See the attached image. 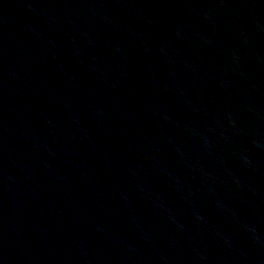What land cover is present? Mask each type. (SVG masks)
<instances>
[{
  "label": "water",
  "instance_id": "obj_1",
  "mask_svg": "<svg viewBox=\"0 0 264 264\" xmlns=\"http://www.w3.org/2000/svg\"><path fill=\"white\" fill-rule=\"evenodd\" d=\"M0 264H264V0H0Z\"/></svg>",
  "mask_w": 264,
  "mask_h": 264
}]
</instances>
